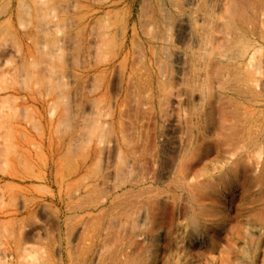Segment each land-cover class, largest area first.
Segmentation results:
<instances>
[{
	"label": "rangeland",
	"instance_id": "obj_1",
	"mask_svg": "<svg viewBox=\"0 0 264 264\" xmlns=\"http://www.w3.org/2000/svg\"><path fill=\"white\" fill-rule=\"evenodd\" d=\"M0 264H264V0H0Z\"/></svg>",
	"mask_w": 264,
	"mask_h": 264
},
{
	"label": "bare ground",
	"instance_id": "obj_2",
	"mask_svg": "<svg viewBox=\"0 0 264 264\" xmlns=\"http://www.w3.org/2000/svg\"><path fill=\"white\" fill-rule=\"evenodd\" d=\"M26 3H27V2H26ZM26 3H25V4H26ZM28 3H29V2H28ZM27 6H28V5H27ZM20 7H21V6H20ZM26 9H27V7H26Z\"/></svg>",
	"mask_w": 264,
	"mask_h": 264
}]
</instances>
